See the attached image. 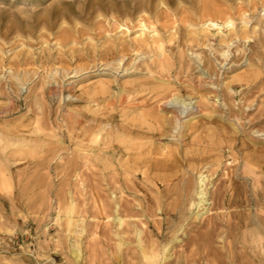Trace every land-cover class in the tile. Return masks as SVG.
Returning a JSON list of instances; mask_svg holds the SVG:
<instances>
[{
    "label": "rangeland",
    "instance_id": "374dc122",
    "mask_svg": "<svg viewBox=\"0 0 264 264\" xmlns=\"http://www.w3.org/2000/svg\"><path fill=\"white\" fill-rule=\"evenodd\" d=\"M91 1L44 0L34 10L35 0H0V12L10 13L0 14V131L8 132L24 124L31 132L41 130L36 133L39 138L44 135L41 139L45 146L34 147L32 157H25L22 163L31 160L32 164L46 162L45 166H49L35 175L31 194L22 195L24 218L16 216L17 225L10 224L11 233L21 231L23 239L14 233L10 237L7 233H0V264H74L69 251L74 241L79 242L81 250L79 264H120L116 259L115 239L112 238L113 222H100L96 216L93 202L96 190L91 187L95 176L92 177L86 169L78 168L79 174L87 171L89 175L68 177L59 169L79 148L89 150L97 145L94 146V143L92 146L86 141L84 146H78V143L72 142L76 148L65 138L63 144L58 142L61 133H67L64 106L73 113L87 116L94 109L105 112L103 105L91 110L86 104L89 97L86 92L101 85L108 87L109 97L121 89L135 90L132 97L140 99L141 105L162 89L170 88L169 93L182 96L190 108H207V111L196 114L195 120L190 123V127L199 129L187 131V134L193 133V137H205L204 143L198 144L199 149L191 140L178 145L156 141L154 146L157 148L165 147L179 156L196 152H203V157L214 154L212 158L220 160L223 166L227 163L228 167L239 165V171L243 157L256 155L259 151L257 155L260 154L261 160H264V141H260L264 140V136L255 143L250 140V143L245 133L250 130L248 124L251 123L229 119L224 113L227 110L245 112L250 115V121L258 123L259 112H264V0H164L160 4L156 0H103L100 9H96L97 6L90 8ZM64 2L72 4L69 6L74 14H51L48 21L44 20L45 14L42 13L46 9L55 10ZM140 6L144 8L142 13ZM18 11L26 14H18ZM58 15L64 17V21H54ZM188 85L199 89L190 90ZM179 87H182L181 93ZM55 91L58 95L52 96ZM250 92L251 97L248 95ZM214 94L219 99L213 98ZM204 98L209 100L206 107L202 105ZM148 111L150 113L152 109L145 107L134 112L117 108L115 121L122 122L126 117L132 120ZM123 112L126 117L121 119ZM186 120L182 118V122ZM259 120L260 125L256 128L264 131V116ZM243 124L248 127L242 129V134L236 133L235 127ZM229 144L232 145V152L226 149ZM220 147L222 152H219ZM59 157L62 160L59 161ZM185 168L180 169L183 171ZM92 172L95 171L92 169ZM201 172L208 174L205 168ZM256 178L259 188L264 187V175L260 173ZM80 180H85V187ZM250 180L248 187L252 188L253 181ZM147 186L155 191L148 182ZM11 191L3 189L0 196L7 199ZM72 193L75 198H72ZM141 193L146 191L141 188ZM143 194L139 196L143 197ZM152 194L147 193L148 196ZM70 199H75L74 210L70 211L72 214L68 210ZM56 214L61 220H56ZM76 215L85 218V225L88 222L82 237L71 232L68 218L65 219H75ZM207 215L191 222H203ZM160 218L151 216L143 220V228L148 229L147 232L155 229ZM66 220L67 223H64ZM130 221L137 223L138 219ZM190 227L185 226L184 233ZM95 231L100 234L96 235ZM103 234L107 235L104 237ZM178 236L180 241L170 253L171 260H174V252L179 254L185 243L186 235L179 233ZM129 249L124 247L121 250L124 254L122 264H136Z\"/></svg>",
    "mask_w": 264,
    "mask_h": 264
},
{
    "label": "bare ground",
    "instance_id": "6f19581e",
    "mask_svg": "<svg viewBox=\"0 0 264 264\" xmlns=\"http://www.w3.org/2000/svg\"><path fill=\"white\" fill-rule=\"evenodd\" d=\"M42 1L44 0H35V5L32 6V9L36 10L42 4ZM102 1L92 0L89 3V7L94 8L97 6L96 9H100ZM163 1L156 0L158 4ZM69 5L72 4L64 2L60 3L55 10L52 8L46 9L42 13L45 14L43 16L45 17L44 20L48 21L51 18V14H72L73 12L70 11ZM143 9L140 6L139 10L141 13ZM27 12L36 14L31 11ZM0 14L10 13L0 12ZM18 14L26 13L18 11ZM61 20L64 21V17L61 15L54 18V21L59 22ZM46 21L45 23H47ZM40 23L37 24V27ZM209 23L213 26L215 25L214 22ZM43 25L46 24L43 23ZM141 33L143 34V32ZM187 87L193 91L199 89L190 85ZM168 89L170 88L162 89V91L153 95L152 98L141 105L140 99L132 97L135 90L121 89L117 91L116 95L109 97L108 87L101 85L96 90L94 88L95 91L86 92L87 97L89 96L86 99V104L89 108H92L91 110L96 106L100 107L103 105L106 108L105 112H99L100 110L94 109L90 112L91 115L87 116L76 112L74 114L71 112L72 110L70 111L64 106L63 113L68 124L67 133L64 134L62 132L58 142L63 144V138H65L71 143H78V146L87 143L86 141L92 146L94 143V146L97 145L89 150L82 147L79 148L80 150L73 153L72 158H69L64 164L59 166L60 172L68 177L75 175L81 178L85 175L88 176V171L92 173V177L95 176L91 187L92 190H96V195L94 196V201H91L94 202L98 221L110 220L111 222L109 223L113 222L114 231L112 238L115 239L116 259L120 264H122L123 257L121 250L124 247L130 248L132 260L136 264H264V187L259 188L258 179L256 178L260 173L264 175V166H261L264 164V160H261L262 156H259L260 154L257 155L258 151L256 155L251 154L248 157H243L241 159L242 169L239 171V165L228 167L226 162L227 165L223 166L220 160L212 158L214 154L203 157V152H196L184 153L179 156L172 151H168L165 147H155L156 141L177 145L183 144V142L188 140L193 141L196 145L200 142L204 143L203 138L205 137H193V133L187 134V131H197L199 129H195V126L190 127V123L195 120L196 114L207 111V108L198 106L190 108L189 104H185V101L182 100V96H180L181 98L172 96L171 94L175 92L169 93ZM55 92L51 93L52 96L58 95ZM250 94L251 92L248 95L250 96ZM213 98L219 99L217 94H214ZM203 102L204 104H201L206 107L209 102L208 98H204ZM246 102L247 99L245 100ZM145 107L151 108L152 111L137 115L132 120H127L123 112L120 117L123 119L122 117L125 116L126 119L118 123L115 121L117 108L122 109V111L133 110L135 112ZM224 113H227L225 116L229 119L244 120L251 123L250 125L248 124L250 130L248 132L245 130L246 133L244 132L245 136L249 138V142L251 140L255 143V141L260 140L264 136V131L259 129V127H257L258 129L256 128V126L260 125L259 122L261 121L259 119L264 116V112H259L256 118L258 123L250 121L248 119L250 115L244 114L245 112L238 113L233 110H227ZM183 117L187 120L182 122ZM24 125L23 127L13 128V130L10 129L8 132L0 131V191L3 189H6V191L12 190L11 195L7 199H3L0 196V233L2 235L7 233L9 237L14 233H11L12 230L9 229L10 224H13V226L14 224L17 225L18 220L16 218H24L22 195L31 194L35 175L49 168L48 164L45 166L46 162H40L35 165L30 163L31 160H27L26 163H22L25 157H32L34 147L37 149V146H45V142L41 139L44 135L41 138L37 135L41 130L31 132ZM245 126L247 125L243 124L238 128L232 129L236 130V133H241ZM32 134L37 136L33 137L34 135L32 136ZM221 134H219L220 137L224 136ZM211 137L214 138L213 135ZM216 137L215 140L217 139ZM215 140L212 141L214 142ZM218 140L221 141V139ZM213 142L208 141L209 144ZM89 143L87 144L88 147H90ZM226 149L232 152V145L229 144ZM213 150L217 151L216 148H213ZM38 151L40 150L38 149ZM222 151V148L219 149V152ZM207 153L210 154L209 152ZM183 167L186 168L182 171L180 168ZM78 168H83L87 171L79 174ZM203 168L206 169L208 174L205 175L201 172ZM92 169L95 172H92ZM77 171L78 174H76ZM249 179H252L250 180L251 182L253 181L252 188L248 187ZM80 181L82 187H85L83 185L85 180ZM147 182L152 185L155 191H152V188H148ZM140 187L146 191L145 194L141 193ZM84 189L83 192H85ZM148 192L149 194L152 192L154 195L148 196ZM140 194H143V197H140ZM74 196L76 195L73 194L72 198ZM73 200L75 201V199ZM73 200L68 202L69 204L66 203L69 205V214L74 210L75 204ZM81 210L83 211V209ZM205 215L207 216L203 222L193 223L202 219ZM151 216H159L161 218L160 220L158 219L159 221L157 220L156 228L147 232L146 230L148 229L143 228V220L146 221ZM66 218H68V225L72 227L71 232L82 237L81 235L85 233L86 225H88V222L85 225V218L82 215L75 219ZM134 218L138 219L137 223L130 221ZM58 219H60L59 215H57L56 220ZM192 220L193 222H191ZM64 223H67V220ZM78 224H80V227H78ZM187 225H191V227L184 233ZM65 227L67 228V225ZM77 228L80 229L77 231ZM179 233L186 235L185 243L181 247L182 251L179 254L174 252V260H171L170 253L176 248L177 242L180 241ZM15 234H17L19 239L24 237L21 231L20 233L15 232ZM95 234L99 235L100 233L95 231ZM105 235L103 234L102 236L105 237ZM72 245L69 250L70 255L74 264H79L82 259L79 242L74 241ZM54 254L56 255V253Z\"/></svg>",
    "mask_w": 264,
    "mask_h": 264
}]
</instances>
